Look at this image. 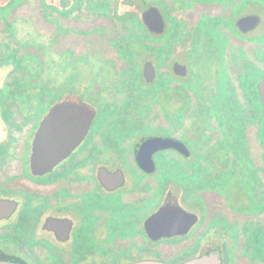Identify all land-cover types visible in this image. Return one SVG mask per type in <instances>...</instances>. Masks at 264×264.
Masks as SVG:
<instances>
[{
    "label": "flooded vegetation",
    "instance_id": "flooded-vegetation-1",
    "mask_svg": "<svg viewBox=\"0 0 264 264\" xmlns=\"http://www.w3.org/2000/svg\"><path fill=\"white\" fill-rule=\"evenodd\" d=\"M0 74V263L264 264V0H0Z\"/></svg>",
    "mask_w": 264,
    "mask_h": 264
},
{
    "label": "water",
    "instance_id": "water-1",
    "mask_svg": "<svg viewBox=\"0 0 264 264\" xmlns=\"http://www.w3.org/2000/svg\"><path fill=\"white\" fill-rule=\"evenodd\" d=\"M259 92L263 105V131H264V80L259 83ZM42 125L43 126L39 131V134L37 136V141L34 146L32 163H33V167L44 169L45 167H47L48 164H51L59 160L63 156V150L61 147L62 144H58V143H54L53 144L54 147H52V149L48 147L50 143L47 141L48 139L45 131L46 121H44ZM156 141H157L156 139L151 140L150 143H156ZM167 209L168 208L162 209L160 212V216L162 215L165 216V213L168 211ZM0 264H17V263L1 262ZM134 264H164V263L157 261H143ZM185 264H190V263H185Z\"/></svg>",
    "mask_w": 264,
    "mask_h": 264
},
{
    "label": "rangeland",
    "instance_id": "rangeland-1",
    "mask_svg": "<svg viewBox=\"0 0 264 264\" xmlns=\"http://www.w3.org/2000/svg\"><path fill=\"white\" fill-rule=\"evenodd\" d=\"M2 77V74H0V78ZM1 80V79H0ZM1 82V81H0Z\"/></svg>",
    "mask_w": 264,
    "mask_h": 264
}]
</instances>
